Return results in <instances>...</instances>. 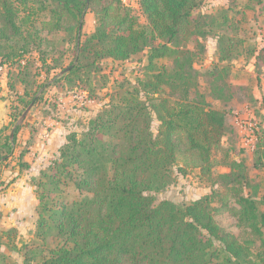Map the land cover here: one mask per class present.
Here are the masks:
<instances>
[{
    "label": "trees",
    "instance_id": "obj_1",
    "mask_svg": "<svg viewBox=\"0 0 264 264\" xmlns=\"http://www.w3.org/2000/svg\"><path fill=\"white\" fill-rule=\"evenodd\" d=\"M200 1L140 0L143 23L122 0H0V59L9 67L11 87L12 76L28 83L30 67L22 61L34 49L40 51L46 27L70 31L69 42L74 43L73 61L54 81L72 83L86 74L90 90L92 73L103 58L126 61L147 52L148 61L144 77L131 88L123 85L85 131L70 133L59 157L34 179L38 236H54L60 244L47 254L26 252L24 264H264V195L249 177L246 158L233 159L229 171L214 173L216 164L231 158V148L223 144L228 111L211 106L202 95L193 96L199 86L198 55L186 46L191 34L206 37L212 31L219 36L220 59L226 60L241 43L220 29L205 28L221 27L227 13L194 17ZM90 9L99 25L83 37ZM162 58L169 62L158 65ZM227 72L226 66L210 71L213 92L222 97L229 84L217 88L216 82ZM166 83L169 92L163 94ZM44 86L28 100L29 90L20 95L25 107L40 100ZM153 113L160 121L157 134L152 130ZM11 118L0 130H7L0 137V164L12 155L22 127L16 114ZM261 140L264 135L254 150L256 168L264 166ZM181 157L183 174L195 173L201 182L221 185L222 190L214 188L183 205L156 203L151 193L172 183L171 169ZM29 165L21 160L22 167ZM75 172L76 186L86 194L71 203L60 201L65 180ZM227 194L234 205L224 200ZM216 201L235 216L239 234L216 221Z\"/></svg>",
    "mask_w": 264,
    "mask_h": 264
},
{
    "label": "rangeland",
    "instance_id": "obj_2",
    "mask_svg": "<svg viewBox=\"0 0 264 264\" xmlns=\"http://www.w3.org/2000/svg\"><path fill=\"white\" fill-rule=\"evenodd\" d=\"M122 1L126 6L133 8V13L141 22H146L140 0ZM97 8L95 5L94 9ZM222 13L228 14V20L222 22L221 27L212 24L205 28L215 30L214 32L220 29L222 33L240 40L241 44L232 57L221 60L217 34L211 31L206 37L196 33L189 36L186 46L198 55L195 68L198 71L199 86L198 90L193 91V96L199 98L198 96L202 95L211 106L228 111L229 128L223 138V144L231 148V158L216 164L214 173L227 172L233 159L246 158L249 177L258 184L256 190L263 196L264 166L256 168L253 162L256 143L264 135V1L201 0L199 6L194 9V17L202 14L216 16ZM210 21L208 18V22ZM98 25L95 11L88 10L84 16L82 36L86 37L94 32ZM41 35L46 40L40 44V51L34 49L22 61V66L30 67L27 84L12 76L14 87H11L9 67L2 64L0 59V114L8 108L10 117L8 124L4 125L1 124L3 120L0 118V130L10 124L12 114L18 116V123L22 126L17 133L12 155L0 164V264H24L26 252L44 250L47 254L51 248L60 244L59 239L54 236H38L39 200L34 179L40 178L41 171L59 157L60 148L66 143L70 133L85 131L90 120L111 102L119 90L124 86L131 88L137 80L144 77L148 63L147 52H141L126 61L105 57L97 64L98 69L92 73L93 83L90 90L86 74L83 75L84 80L74 78L72 83L54 81L56 75H62V68L73 61L74 43L69 42L70 31L66 29L57 31L46 27ZM201 46L204 48L201 49ZM168 62V58L157 60L158 65ZM216 66H226L229 69V72L224 74V80L216 82L217 88L224 86V83L229 84L223 97L219 93L215 94L212 88L214 77L210 71ZM13 70L15 73L18 71ZM42 84L46 86L39 92L40 100L34 103L20 122L28 108L21 102L20 95L29 90L30 95L25 98L28 100ZM161 92H169L167 83ZM230 94L232 97L226 99ZM13 107H17V110ZM152 120V130L157 134L160 121L156 113H153ZM11 129L12 126L9 131ZM6 132L7 130L1 131L0 137ZM261 144H264L262 140ZM223 155L221 152L218 160L222 159ZM21 160L30 164L29 167H22ZM183 165L181 157L180 162L171 169L172 183L161 191L151 193L156 197V203L170 200L183 205L202 198L214 188L222 190L221 185L210 186L201 182L195 173L183 174L179 170ZM77 176L78 173L75 172L72 178L65 180L63 190L59 194L60 201L71 203L86 194L77 188ZM228 196L227 194L224 200L229 201V206L234 205ZM221 204V201L212 204L216 208V221L225 230L239 234L235 216L228 207L221 208ZM30 254L33 255L32 252Z\"/></svg>",
    "mask_w": 264,
    "mask_h": 264
},
{
    "label": "crops",
    "instance_id": "obj_3",
    "mask_svg": "<svg viewBox=\"0 0 264 264\" xmlns=\"http://www.w3.org/2000/svg\"><path fill=\"white\" fill-rule=\"evenodd\" d=\"M8 109V108H7ZM5 110L4 112L1 111L2 113L0 114V118L3 120V123H1L2 125L4 124H8L9 120H10V117H9V111L8 110ZM4 117V118H2ZM8 207V206H7ZM7 207H5L7 209Z\"/></svg>",
    "mask_w": 264,
    "mask_h": 264
},
{
    "label": "water",
    "instance_id": "obj_4",
    "mask_svg": "<svg viewBox=\"0 0 264 264\" xmlns=\"http://www.w3.org/2000/svg\"><path fill=\"white\" fill-rule=\"evenodd\" d=\"M33 104H31L27 109L26 111L23 113L22 115V118L20 120V122L25 118V116L27 115V113L29 112V110L32 108ZM14 135V134H13Z\"/></svg>",
    "mask_w": 264,
    "mask_h": 264
}]
</instances>
